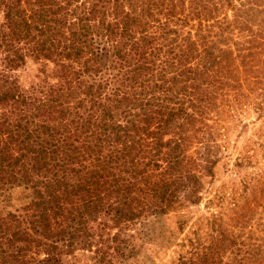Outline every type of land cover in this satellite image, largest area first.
Returning a JSON list of instances; mask_svg holds the SVG:
<instances>
[{"label":"trees","instance_id":"16d2710c","mask_svg":"<svg viewBox=\"0 0 264 264\" xmlns=\"http://www.w3.org/2000/svg\"><path fill=\"white\" fill-rule=\"evenodd\" d=\"M230 6L0 0V264H137L160 217L198 203L221 115L245 102L237 60L251 67L261 36L245 25L233 50L214 21ZM28 57L51 68L24 89L12 71ZM14 189L26 196L9 209ZM191 234L172 264H264L250 251L221 263L222 237Z\"/></svg>","mask_w":264,"mask_h":264},{"label":"rangeland","instance_id":"374dc122","mask_svg":"<svg viewBox=\"0 0 264 264\" xmlns=\"http://www.w3.org/2000/svg\"><path fill=\"white\" fill-rule=\"evenodd\" d=\"M231 4L232 7L220 11L214 21L225 19L228 27L222 35L227 39L225 34L229 31L232 49L245 47V25L259 32L256 36L261 34L253 42L259 45L253 48L255 55L250 57L252 66H244L240 57L237 60L246 81L236 92L243 98L245 96V102L221 115L218 136L209 150L210 159L214 160L211 176L200 179L202 186L198 203L187 204L174 213L160 217L156 237H151L155 240L145 244V251L132 259L137 264H172L177 255L185 251L177 245H187L191 232H196L201 247H207L210 238L214 242L222 237V241H215L214 244L220 249L217 253L221 263L238 259L244 251H250L253 259L264 257V0H231ZM234 14L239 15V19L233 17ZM193 29L194 24L189 22L182 31ZM212 29L216 31L218 28L213 25ZM258 39H262L261 42ZM227 43L230 44V41ZM50 68L49 63L28 57L12 71V75L16 83L25 89L49 74ZM10 195L12 197L6 206L9 209L21 205L26 196L21 189L10 191ZM178 222L181 223L180 230L177 229ZM169 231L175 245L171 242L167 246L168 243H165L164 247L158 248L157 243L163 241ZM162 233L165 236L160 239ZM75 254L70 262H89L86 254Z\"/></svg>","mask_w":264,"mask_h":264}]
</instances>
